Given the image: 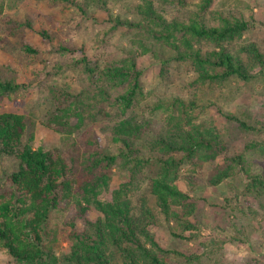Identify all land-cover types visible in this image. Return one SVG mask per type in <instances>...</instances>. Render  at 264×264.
<instances>
[{"label":"trees","instance_id":"1","mask_svg":"<svg viewBox=\"0 0 264 264\" xmlns=\"http://www.w3.org/2000/svg\"><path fill=\"white\" fill-rule=\"evenodd\" d=\"M3 1V0H1ZM74 3L75 0H66ZM158 3V4H157ZM212 0H202L198 10L180 21L163 18L161 5L179 4L184 0H144L137 5V21L111 19L112 29L125 28L142 33L152 43H136V51L127 50L123 57L99 64L91 61L84 47L61 45L47 50L61 55L79 56L75 62L105 101L113 100L119 108V119L111 126L114 153L96 148L81 151L77 145L63 153L59 149L43 150L23 143L26 118L13 112H0V155L17 160V170L7 176L9 192L0 196V249L5 250L19 264H167L169 251L161 247L150 232L158 223L156 213L167 224H175L179 234L195 229L190 221L195 205L188 195L174 185L184 164L193 168L212 165L222 156L225 166H213L214 174L208 183L218 186L236 173L246 176L245 191L264 197V177L249 175L242 155H228V149L215 126L195 125V101L185 104L174 98L171 102H158L150 110L165 115V130L157 132L150 123L134 115L143 98L141 72L137 68L136 54H150L159 63V78L166 81L169 69L175 64L189 66L195 75L194 84L221 86L231 78L247 82L254 78L252 69L264 72V55L254 43L246 44L233 54L229 47L251 27L241 19L220 18L218 24L208 25L204 14ZM33 19H26L9 27L14 37L19 27L32 30ZM10 24V23H9ZM42 41L51 42L44 30L37 32ZM51 44V43H50ZM27 55L38 51L21 44ZM24 86V85H22ZM19 90L13 81L0 80V99ZM113 92L117 95L113 96ZM63 102L57 101L47 111L44 125L67 136L76 132L84 121V113L72 117L70 106L75 97L63 93ZM73 99L67 105V102ZM237 127L255 135L264 132L263 125H249L240 119L224 115ZM71 119L75 121L72 125ZM152 134L146 144L143 140ZM91 142V141H90ZM245 150L264 154V143H249ZM153 154V155H152ZM125 173L126 181L110 191L111 173L115 169ZM144 173V175H143ZM143 175L149 181L154 208L145 197L138 206L131 201V188ZM104 199H101L102 196ZM177 208V209H176ZM95 217L88 219L87 211ZM72 211L64 232L66 252L55 253L43 243L45 225L53 211ZM75 218L82 221L79 226ZM187 262L197 260L190 255Z\"/></svg>","mask_w":264,"mask_h":264},{"label":"rangeland","instance_id":"2","mask_svg":"<svg viewBox=\"0 0 264 264\" xmlns=\"http://www.w3.org/2000/svg\"><path fill=\"white\" fill-rule=\"evenodd\" d=\"M143 1L75 0L78 6H73L66 0H0V80L19 85L17 92L0 99V112H13L26 118L24 144L34 149H59L63 153L74 144L80 152L96 148L111 153L116 151L110 129L120 116L117 104L98 96L96 87L83 74L81 67L75 65L78 55H61L47 50H55L64 44L84 47L91 61L98 59L103 65L105 61L123 57L127 50L135 52L139 41L150 45L152 41L140 32L111 28L110 20L116 17L137 21L136 7ZM201 3L202 0H184L182 7L162 4L163 18L184 21L197 12V5ZM29 18L33 19L32 30L19 27L14 37L8 35L9 27ZM204 18L208 25L218 24L220 18L250 23L249 30L228 46L229 50L237 54L240 47L254 43L264 55V0H212ZM39 30L48 33L51 44L40 39ZM21 44L36 49L37 55L25 54ZM136 63L141 72L144 96L134 115L148 121L153 130L160 132L165 130L166 113L152 112L150 108L154 104L169 103L174 98L185 104L195 101L193 123L215 126L227 146L228 155H242L248 174L264 177V154L245 150L249 143H264V132L258 135L244 132L224 117L234 116L249 125L264 126V72L254 67V78L247 82L231 78L221 86H199L194 84L195 75L189 66L173 64L169 78L164 81L158 76L159 63L150 54L137 52ZM63 93L75 97L70 106L73 118L76 113H84L82 126L69 136L44 125L47 111H52L58 100L63 102ZM116 95L113 92L112 97ZM72 101L70 99L67 105ZM70 123L73 125L75 121L71 119ZM151 137L152 134H148L143 142L147 144ZM17 165L15 158L0 155V196L9 192L7 176L17 170ZM201 166L193 172L190 165H182L174 182L195 205L190 221L196 228L183 233V238H176L172 235L180 232L176 225L167 224L158 213V223L150 227L157 243L171 253L167 264H264V197L245 191L247 180L243 173H236L216 187L210 186L208 180L214 174L213 166H225L222 156L212 165ZM143 175L131 188V201L136 207L144 196L154 208L149 181ZM126 180L125 173L117 168L113 170L110 191ZM104 198L103 195L101 199ZM73 214L70 210L53 211L45 225L43 243L57 256L66 252L63 231L68 229L66 224ZM87 217H95L92 209L87 211ZM75 222L82 225L81 220L75 218ZM194 254L198 259L187 262L185 257ZM0 264L19 263L0 249Z\"/></svg>","mask_w":264,"mask_h":264}]
</instances>
